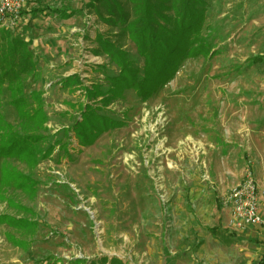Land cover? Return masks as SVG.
I'll return each instance as SVG.
<instances>
[{
    "label": "rangeland",
    "instance_id": "374dc122",
    "mask_svg": "<svg viewBox=\"0 0 264 264\" xmlns=\"http://www.w3.org/2000/svg\"><path fill=\"white\" fill-rule=\"evenodd\" d=\"M205 1L195 45L177 58L200 42L208 54L191 51L144 96L113 88L120 69L101 44L120 48L139 81L145 59L89 0H29L15 25L0 17V29L24 32L32 10L66 2L74 12L33 18L38 77L24 94H39L48 121L37 163L0 159V264H255L263 255L253 228L230 226L222 201L246 167L264 200V0ZM92 110L91 125L105 127L82 144ZM0 114L28 131L5 91ZM13 171L33 190L11 185Z\"/></svg>",
    "mask_w": 264,
    "mask_h": 264
},
{
    "label": "trees",
    "instance_id": "16d2710c",
    "mask_svg": "<svg viewBox=\"0 0 264 264\" xmlns=\"http://www.w3.org/2000/svg\"><path fill=\"white\" fill-rule=\"evenodd\" d=\"M66 5L64 2L59 10H32L25 28L31 27V21L36 15L55 14L62 19L71 17L74 12H69ZM205 6V0H89L87 7L95 12L100 21L112 28L121 26L126 29L138 53L145 59L144 77L139 81L138 71L125 60V54L120 48L107 43L101 44L120 69L119 76L112 82L113 88L135 89L140 96L150 95L173 79L179 61L188 53L192 54L191 51H194L192 57L205 52L207 55L208 44L200 42L196 48L186 51L185 55L181 54L179 60L177 58V49L181 45L189 48L195 45L194 40L204 21ZM62 11L66 15H62ZM22 36L23 32L20 30L16 32L14 29H0V97L5 91L9 105L15 109L20 122L30 127L27 132L20 134L0 114V159L13 156L37 163V144L45 139L39 131L44 129L48 118L42 110L39 94H24L25 80L36 79L38 74L36 61ZM73 78L68 77L66 84L69 85ZM147 87H152V92H147ZM95 116L97 115L92 110L87 123L84 122L85 125L78 131L80 143L89 141L88 135L92 136L93 140L104 129L103 123L97 128L91 125ZM8 177L11 185L33 190V182L24 174L13 171ZM22 211L27 212V209L22 208ZM21 223H24L23 227H29L27 220H21ZM255 264H264V257H260Z\"/></svg>",
    "mask_w": 264,
    "mask_h": 264
},
{
    "label": "built area",
    "instance_id": "2783aa9c",
    "mask_svg": "<svg viewBox=\"0 0 264 264\" xmlns=\"http://www.w3.org/2000/svg\"><path fill=\"white\" fill-rule=\"evenodd\" d=\"M29 0H0V17L15 25L20 10ZM222 204L230 211V226L237 230L264 225L259 210V193L250 167L243 171L241 183L231 189Z\"/></svg>",
    "mask_w": 264,
    "mask_h": 264
},
{
    "label": "crops",
    "instance_id": "0c3cea01",
    "mask_svg": "<svg viewBox=\"0 0 264 264\" xmlns=\"http://www.w3.org/2000/svg\"><path fill=\"white\" fill-rule=\"evenodd\" d=\"M27 17H28V19H30V16H29V14H27L26 15ZM38 19H32V21H31V27L28 29V30H26V31H24L23 32V37L24 36H26L27 37V39H24L27 43H28V45H29V48H31V47H35V45L36 46H38L39 44H38V39H36V38H34L32 35H33V30H34V28H37V26L35 25V21H37ZM25 21H27V20H25ZM28 31H29V33H28ZM42 32H37L36 33V35H39V34H41ZM27 34V35H26ZM41 66V65H40ZM262 189L264 190V186H262ZM260 204H259V210H260V214H261V216H262V218H263V222H264V200H262L261 198H260V202H259ZM247 228H253V229H251V231L253 230V233L254 234H256L257 236H258V240H260V241H263V244L262 245H264V225H262V226H258V227H245L244 229H247ZM234 229V228H233ZM243 229V230H244ZM234 230H236V231H240V230H237V229H234ZM250 236H251V232H250V234H249ZM252 237L254 238L255 236H253L252 235ZM260 257H264V253H263V255L262 256H260ZM259 257V258H260ZM258 258V259H259ZM257 261V260H256Z\"/></svg>",
    "mask_w": 264,
    "mask_h": 264
}]
</instances>
